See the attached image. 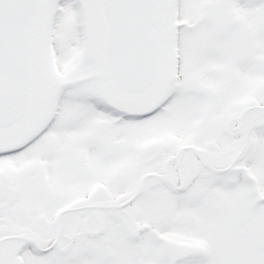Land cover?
Instances as JSON below:
<instances>
[{
    "label": "snow or ice",
    "instance_id": "obj_1",
    "mask_svg": "<svg viewBox=\"0 0 264 264\" xmlns=\"http://www.w3.org/2000/svg\"><path fill=\"white\" fill-rule=\"evenodd\" d=\"M0 264H264V0H0Z\"/></svg>",
    "mask_w": 264,
    "mask_h": 264
}]
</instances>
